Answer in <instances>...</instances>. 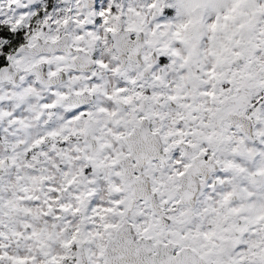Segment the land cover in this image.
<instances>
[{
  "label": "snow or ice",
  "instance_id": "1",
  "mask_svg": "<svg viewBox=\"0 0 264 264\" xmlns=\"http://www.w3.org/2000/svg\"><path fill=\"white\" fill-rule=\"evenodd\" d=\"M0 264H264V0H0Z\"/></svg>",
  "mask_w": 264,
  "mask_h": 264
}]
</instances>
